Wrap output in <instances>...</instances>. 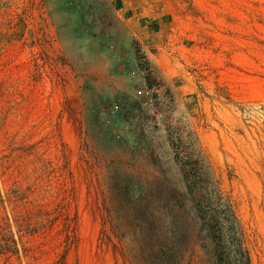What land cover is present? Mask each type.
I'll return each mask as SVG.
<instances>
[{
    "label": "rangeland",
    "instance_id": "1",
    "mask_svg": "<svg viewBox=\"0 0 264 264\" xmlns=\"http://www.w3.org/2000/svg\"><path fill=\"white\" fill-rule=\"evenodd\" d=\"M174 130L264 264V0H0V264H204Z\"/></svg>",
    "mask_w": 264,
    "mask_h": 264
},
{
    "label": "trees",
    "instance_id": "2",
    "mask_svg": "<svg viewBox=\"0 0 264 264\" xmlns=\"http://www.w3.org/2000/svg\"><path fill=\"white\" fill-rule=\"evenodd\" d=\"M170 140L187 191L181 197L158 200L166 209L177 204L187 209L192 235L184 234L182 241L200 245L204 264H252L233 201L221 188L196 132L183 135L174 130ZM150 207L151 199L146 198L141 209Z\"/></svg>",
    "mask_w": 264,
    "mask_h": 264
}]
</instances>
